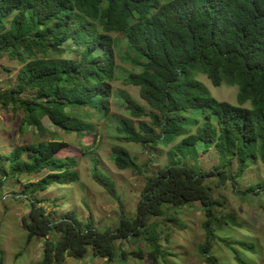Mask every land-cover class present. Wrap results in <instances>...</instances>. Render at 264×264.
<instances>
[{
  "label": "trees",
  "instance_id": "trees-1",
  "mask_svg": "<svg viewBox=\"0 0 264 264\" xmlns=\"http://www.w3.org/2000/svg\"><path fill=\"white\" fill-rule=\"evenodd\" d=\"M165 1L0 0V56L6 52L22 65L6 88L0 82V107L22 112L20 129L45 135L43 120L48 118L66 133L84 137L92 132L94 124L77 111L110 115L117 55L132 67L123 81L138 87L147 104L121 91L130 117L118 116L117 132L144 148L171 146L168 163L155 171L150 160L140 162L125 147H113L116 167L144 175L145 183L135 215H128L120 202L117 223L100 227L92 216L84 222L73 211L55 216L37 196L79 178L78 158L60 156L67 144L56 138V130L51 140L11 151L0 145L1 185L41 176L22 193L29 197V211L21 217L27 244L43 240L37 264H65L67 258L89 254L109 264L130 257L159 264L168 255L162 241L170 236L152 219L183 227L175 213L193 203L202 206L205 216L206 240L199 247L203 264H223L213 253L216 240L232 250L238 264H251L242 251L255 253L254 243L217 235V226H241L234 212L220 217L217 207L223 202L213 190L228 184L237 188L254 162L264 165V0ZM198 73L216 87L237 86V104L209 95ZM210 146L218 164L199 171L189 159L198 160ZM82 153L93 156L95 182L115 193L94 149ZM29 187L34 196L27 194ZM261 191L264 181L246 193ZM133 240L146 242L147 250H125L123 243Z\"/></svg>",
  "mask_w": 264,
  "mask_h": 264
},
{
  "label": "rangeland",
  "instance_id": "rangeland-1",
  "mask_svg": "<svg viewBox=\"0 0 264 264\" xmlns=\"http://www.w3.org/2000/svg\"><path fill=\"white\" fill-rule=\"evenodd\" d=\"M164 1L162 0V2ZM114 64L116 79L111 84L113 93L110 99V115L103 117L101 114L94 113L92 109L77 111L80 117L94 124V130L84 137L55 128L48 118L43 120L44 126L47 128L45 135H41L39 131L31 127L22 130L20 129L22 112L14 113L12 110L0 107V145L5 151H11L13 146L51 140L56 136L67 144V147L60 152V156L78 158L79 165L76 168L79 171V178L68 185L55 184L43 192H38L37 196L44 199L42 205L48 211L54 212L55 216H64L73 211L84 222H87L89 216H92L94 223L100 227L114 226L117 223L120 202L128 215H135L145 183L144 175H137L129 169L119 170L116 167L112 159L113 147H125L136 155L140 162L150 160V169L154 171L168 163V151L171 147L160 144L157 147L144 148L139 144L127 142L117 132L118 116L130 117L119 94L121 91L130 94L141 104H147L140 97L138 87L123 81L127 70L132 67L124 64L117 55ZM21 66L6 52L0 56V82L3 88L8 86L10 80L16 78ZM197 79L204 84L209 95L220 101L237 104V86H229L224 83L216 87L202 73L197 74ZM146 107L148 110L150 109L148 106ZM147 121L149 122L150 119ZM55 130L58 135L54 136L52 132ZM90 149H94V156L98 158V168L107 174L109 185L111 188H115V193L100 186L93 179L95 167L93 156L82 153L84 150ZM177 159L184 160L180 157ZM189 160L192 166L202 172L208 171L218 164V156L213 146H210L206 152H201L198 160ZM40 177H22L19 180L11 179L7 183L0 184V260L2 264H37L41 260L43 240H34L31 244H27V232L21 222V217L29 211V197L22 193L29 184L36 183ZM237 181H239L237 188L228 184L213 191L215 195L217 193V198L223 202V206L217 207L220 217L234 212L237 214L241 227L230 225L221 228L217 226V235L233 242L245 240L254 243L257 247L256 252L242 251V256L251 264H264V192L261 191L260 194L246 193L250 186L264 181V165L260 161L254 162ZM28 189L27 194L34 196L30 193L31 187ZM116 196L120 198V201ZM172 211L174 210H171V213H173ZM175 216L184 225L183 227L161 221V217L151 221L154 222L157 219L161 222L160 227L163 229V235L170 236L169 241H162L168 255L160 259L159 264H168V262L171 264H203V257L199 252L200 245L206 240V231L203 228L205 216L202 206L199 203H193L180 207ZM213 245V253L223 264H238L232 250L223 241L216 240ZM138 246L147 248L146 242L143 240L123 243V248L127 251L137 249ZM65 264L109 263L104 258L89 254L80 260L67 258ZM110 264L153 263L147 258L134 259L130 257L127 261L117 260Z\"/></svg>",
  "mask_w": 264,
  "mask_h": 264
}]
</instances>
